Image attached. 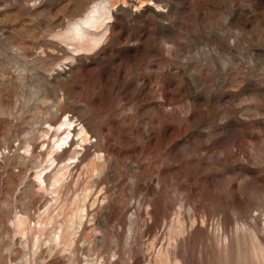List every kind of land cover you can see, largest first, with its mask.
<instances>
[{
    "label": "rangeland",
    "instance_id": "obj_1",
    "mask_svg": "<svg viewBox=\"0 0 264 264\" xmlns=\"http://www.w3.org/2000/svg\"><path fill=\"white\" fill-rule=\"evenodd\" d=\"M0 264H264V0H0Z\"/></svg>",
    "mask_w": 264,
    "mask_h": 264
},
{
    "label": "bare ground",
    "instance_id": "obj_2",
    "mask_svg": "<svg viewBox=\"0 0 264 264\" xmlns=\"http://www.w3.org/2000/svg\"><path fill=\"white\" fill-rule=\"evenodd\" d=\"M96 5L97 4L91 6L90 13L88 14V16L85 17L83 20H81V21H84L85 23H88V24H90L92 26H95V27L100 25L104 21V18L107 16L106 14H104L105 11H100V12L96 13V11H98L97 10L98 8L96 7ZM106 19L107 18H105V20ZM76 36L84 37L85 38V43L84 44H86V45H89V44L91 45V43H93V42H95L97 40L96 34L93 33L92 31L88 30L87 28H85L80 22H77L71 28L70 37L75 38ZM98 37H99V35H98ZM77 42H78V44H77V46H78L80 40H78ZM84 44L81 43V45L79 47H83ZM72 120L73 119L71 117H68V118H65V119L61 120L58 124H53L51 122L49 123L50 127H52V129L55 130V133H58V131H60V133H62L59 136H57V138H55V140H54V142L52 144V148L50 149L51 151H54V149L57 148V147L63 148L67 144L70 145V143H71L70 141L72 139L71 133L73 132L72 131V127H71ZM82 129L83 128H81V130ZM83 138H85L84 135H83ZM74 150L77 151L78 149L75 148ZM50 153H52V152H50ZM72 156L76 159L77 155L76 156L72 155ZM51 159H55V156L52 155ZM89 161L91 163L96 164L98 162V159L94 155V156L89 158ZM66 167L64 169H62V170H59V171L55 172L53 177H52V181L50 183L55 185V188H57V189H58V185L63 181V179L66 176V173H67V168ZM36 176H37L36 178L38 179L37 181L40 184V186L44 185V184H47L46 172H44L42 170H39V171L36 172ZM83 209H84V205H83V202H82V203H80V207L78 208L79 211L78 212H76V211L73 212V214L71 215L70 219L74 222V217L76 216V217H78V220H79V218L82 217V214H83L82 210ZM71 226L74 227V224L72 223Z\"/></svg>",
    "mask_w": 264,
    "mask_h": 264
}]
</instances>
